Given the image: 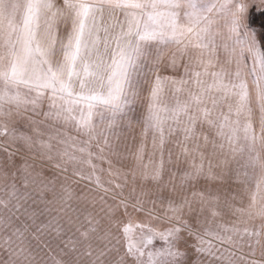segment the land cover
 Here are the masks:
<instances>
[{"label": "rangeland", "instance_id": "374dc122", "mask_svg": "<svg viewBox=\"0 0 264 264\" xmlns=\"http://www.w3.org/2000/svg\"><path fill=\"white\" fill-rule=\"evenodd\" d=\"M263 10L0 0V264H264Z\"/></svg>", "mask_w": 264, "mask_h": 264}, {"label": "crops", "instance_id": "0c3cea01", "mask_svg": "<svg viewBox=\"0 0 264 264\" xmlns=\"http://www.w3.org/2000/svg\"><path fill=\"white\" fill-rule=\"evenodd\" d=\"M246 45V46H244ZM239 48L242 53L241 57L243 59V66L245 67L246 77L248 81L247 92L245 91V96L249 97L252 100L253 110L256 111L258 108H264V91H263V81L262 76L254 70L256 68V63L254 61V55L252 54L251 62L247 63L245 56V48H248L249 51L253 52L252 48L247 47L246 41L240 40Z\"/></svg>", "mask_w": 264, "mask_h": 264}, {"label": "trees", "instance_id": "16d2710c", "mask_svg": "<svg viewBox=\"0 0 264 264\" xmlns=\"http://www.w3.org/2000/svg\"><path fill=\"white\" fill-rule=\"evenodd\" d=\"M252 18L253 20L255 19V21L257 22H262L264 24V10L261 13H255Z\"/></svg>", "mask_w": 264, "mask_h": 264}]
</instances>
